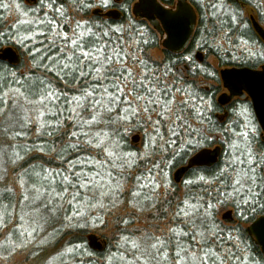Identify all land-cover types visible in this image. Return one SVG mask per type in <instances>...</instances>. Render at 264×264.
Returning <instances> with one entry per match:
<instances>
[{
    "label": "snow or ice",
    "instance_id": "6c2138e0",
    "mask_svg": "<svg viewBox=\"0 0 264 264\" xmlns=\"http://www.w3.org/2000/svg\"><path fill=\"white\" fill-rule=\"evenodd\" d=\"M34 2L35 7L22 9L15 0H0V10L11 11L14 5L24 17H18L8 31L0 30V159L16 164L50 157L18 176L21 202L28 209L19 220L27 217L30 223L4 234L0 252L8 256L27 247L38 230L49 226L58 231L56 224L72 229L104 223L99 213L110 212L125 195L133 214L137 209L141 215L152 209L159 212L158 204L171 203L165 169L186 157H191L192 169L216 142L213 129L204 127L210 123L207 113L216 108L200 95L196 79L201 74L214 77L210 65L197 64L191 52L176 61H157L142 47L148 41L134 23L114 27V22L101 17V23L76 20L70 25L62 0ZM194 2L208 13L211 24L197 47L230 48L264 58V51H253L254 45L244 38L247 25L241 11L224 0ZM73 4L103 9L108 15L117 7L127 12L129 0H73ZM3 22L0 17V28ZM9 44L28 52L33 66L26 72L9 56ZM125 129L144 133L140 150H120ZM33 135L37 140L51 139L37 144ZM239 135L243 146L229 144L230 158L211 180L193 170L197 180L184 181L186 191L173 216L176 227L166 235L145 231L137 238L135 233L122 236L123 264H255L243 254L247 247L240 248L237 223L226 228L217 220L218 208L229 204L245 223L257 212L264 214V153L251 147L249 132ZM37 152L42 155H31ZM142 163L151 167L134 174ZM129 181H135L134 188ZM9 193L14 195L5 188L0 198ZM11 207V203L4 206L0 227L14 219ZM133 222L123 220L125 225ZM80 248L75 245L66 251ZM6 259L0 255V260Z\"/></svg>",
    "mask_w": 264,
    "mask_h": 264
},
{
    "label": "trees",
    "instance_id": "16d2710c",
    "mask_svg": "<svg viewBox=\"0 0 264 264\" xmlns=\"http://www.w3.org/2000/svg\"><path fill=\"white\" fill-rule=\"evenodd\" d=\"M228 1L230 3L229 5L233 6L234 10H239L243 13V20L247 25V30L244 33V38L249 39L251 45H258V46H260L261 49L264 50V35L259 33L258 28L256 29V27L253 23V19L251 17V16L255 15L261 23H264V9H262L263 0L261 2H260V0H228ZM242 1H243V4H242ZM21 2H22V6H25V9L33 8L30 6V4H32L34 7L36 6L34 0H21ZM60 2H61V0H57V4H59ZM62 2H63L64 7L66 8V10L68 11L69 24L70 25H74L76 20H91V21H94L96 23H101L102 22L101 17H103V20L109 21V23L114 22L113 23L114 27L117 24H123L125 27H128V25L130 23H134L136 25V27L138 29H140L145 34V39L148 41V44L142 45V47L146 51H149V50L152 51L153 48H157L159 46L160 38H159L157 27L155 25H153L151 22H149L147 19L142 18L133 12L132 5L135 2V0H129L127 12L122 11V10H120L119 7H117L115 9H112L111 13H109L108 15L105 12V10H103V9H101V10L80 9L73 4V0H62ZM259 3H260V5H259ZM244 5H246V6H244ZM197 9L199 10V7ZM97 11H99V15L96 14ZM76 13L82 14L80 19H74V17H76ZM199 14H200V17H199L200 20H199V23L197 25V28H196V31L194 34V38L192 39L191 43L189 44L186 53L177 54L174 52H170L168 50L164 51L165 55H164L163 62L168 63L169 61H176L180 57L188 55L189 52H191L194 55V57L196 58L197 64H202L205 66H207V65L211 66L210 71L215 72L214 77L213 76H205L204 74H201L196 78L198 90L200 91V95L205 96L206 99L211 100L214 104V107L216 108L215 111H211V112L207 113V115L210 117V123L206 122L204 127L206 129H208V128L213 129L212 135L220 134V135H224L226 137H225L224 142H221L218 138H216V142L211 144L210 146H208V147L218 146L219 148H221V151H220L221 156H220L218 162L213 163L209 166H194L192 169H188L186 171V173L183 175L181 182H183L184 180L196 181L197 177L192 175L193 170L198 171L200 175H205L209 180H211L212 179L211 174H214L215 171L217 170L218 166H223L224 163L230 158L228 155V153L231 151V149L229 148V144L231 142H240L241 146H243V138L239 135L240 133L249 132V140L251 141V147L254 150H256L257 152H260V153L264 152V141L262 140L261 137H259L260 134L256 135L253 132H251L249 129L244 130L246 125H244L243 120L239 115L238 109L242 106H247V105L238 104L236 102V103H229L228 106L226 107L225 105L222 104L221 101H220L221 103L217 101V93L221 87L220 68L226 67V66H231V65H242L243 63H245L247 65H257L260 60H258V57H248L247 54L240 55L239 51L233 52V50H231L230 48L228 51H224V50H217L215 48H210V47H197L198 42L201 40V37L204 35L205 28L211 27V24L208 21H204V18L202 16V14L200 13V10H199ZM1 16L6 17V12H4V14H2L0 12V17ZM129 17H131V20H129ZM201 18H203V19H201ZM8 27L9 26L6 27V22H5V18H4V22L2 23V28H0V30L8 31ZM237 35H239V33H237ZM9 46H13V45H11V44L7 45V47H9ZM15 48H16V50L11 48L12 51H14V55H15V56H12L11 58L17 62L20 71H23L22 70L23 66L24 67L25 66L30 67L29 65H32L33 62L31 61V59L28 55V52L25 49H21V48H17V47H15ZM196 50H197V52L198 51L207 52L208 54H207L206 58L212 57V58H214L213 59L214 61L211 63L208 60L204 59L205 61H203L201 63L200 57L202 54L201 55L197 54ZM256 51L259 52L258 50H256ZM233 55H235L238 58L233 59L232 58ZM7 63H8L7 60H5V64H7ZM162 68H163V64H161V69ZM13 70H15V69H13ZM208 83H211V84H208ZM68 94L71 95V92H69ZM240 103H247L248 104V102H244V101H241ZM248 105H249V108L252 110V105L250 102ZM226 110L228 112L227 114L225 112ZM258 127H259V130L261 132L260 126H258ZM141 132L142 131H140L138 133H141ZM131 133H132V131H128L127 129H125L124 133H123L125 136V139L119 140V137L116 138L119 140L120 150H122L124 152H136V151L141 149L142 143L134 142L132 140V136H131V138L129 136V135H131ZM32 138H33V136H32ZM50 139L51 138H45L44 140L34 139L33 141H35L36 143L42 144V143H46L47 140H50ZM31 155L32 156H39L42 154L37 152V153H32ZM189 158L190 157H186L183 161L177 162V163H175L174 166H171L165 170H167L169 172L170 171L173 172V177H174L175 171L179 167L186 165L188 163ZM49 159L47 158L46 155L44 156L43 161H41L40 159H29L28 161H26L28 163H26L23 168H26V166H30L31 164H35L37 162L44 163L45 161H47ZM46 165L47 164L45 163V166ZM148 165H149V163L141 164L139 170H141V172H143L148 167ZM51 166H55V164L53 163ZM133 173L136 174L137 169L133 170ZM176 182L177 181L174 179L173 184H177ZM129 183H132V185H133L134 181H131V182L129 181ZM180 185L181 184L178 183L174 187H171V189H173V188L177 189L176 187H179ZM14 197H15V195H10V193H9L7 198H0V212L3 213L4 206L9 205V203H11V205L13 204ZM229 206H231V205L229 204ZM173 208H177L175 203H173V205H172V209ZM9 209H8V211H9ZM232 209L234 211L235 222L240 227V233H239L240 248H241V250H243V249H245V247H247V252H243V254L250 256L254 260L255 264H264V255L261 251V248L259 247V245H257V243L255 242L253 237L249 234L248 229H247V226L252 221H254L258 216H260L262 214L260 212H257L253 218L249 219L247 221V223H245L244 221L239 219L237 212L235 211V209L233 207H232ZM135 214H136V212L134 214L132 213L131 215L133 217H135ZM173 214H174V212L173 213L171 212L170 215H167V216L162 217V218H166L168 216H171V218H172ZM131 215H129L127 217V215H122V214L120 215V213H115L113 216V218L115 220L113 242H114V244L116 243L115 246L120 245V249L118 247L119 251L115 250V251H118V253L115 254L117 256L122 255V253L124 252V249L122 247V245H123L122 236L128 235L129 233H133V232L128 231V229L132 225H135V223L133 222V223H130L128 225H125L123 223V220L133 221V218ZM217 215H218V213H217ZM217 220L222 225H224L226 228L233 226V222H231V221L225 222L222 218L219 219L218 217H217ZM170 227H176V224L174 222H172ZM167 232H165V233H167ZM234 235H235V233H234ZM137 237L138 236L135 234V236L133 238H137ZM64 238H67L69 241L68 243L73 244L74 246L80 245L81 247L84 246V248L86 250L91 249L92 252L97 256V259L95 261L96 263H100V262H101V264L105 263L106 255H107V251H108V249L106 248L107 246L104 245L106 242L103 245H101L100 242L98 241V237L96 235H94V233L88 231L87 228H77L76 227L75 230H71V231L69 230L64 235ZM81 251H82V249L77 250V254H80ZM84 262H86V263L91 262L92 263L93 261L89 260V259H84ZM249 264H251V262H249Z\"/></svg>",
    "mask_w": 264,
    "mask_h": 264
},
{
    "label": "rangeland",
    "instance_id": "374dc122",
    "mask_svg": "<svg viewBox=\"0 0 264 264\" xmlns=\"http://www.w3.org/2000/svg\"><path fill=\"white\" fill-rule=\"evenodd\" d=\"M123 1V0H122ZM262 0H260L261 2ZM5 2H13V0H6ZM16 3H19L21 5L22 9H25V6H22L21 0H15ZM202 2L206 5L209 2H213V0H202ZM224 2L230 4L228 0H224ZM260 5V3H259ZM31 7H34L32 4H30ZM233 10V6L229 5ZM262 9H264V0L262 2ZM200 13L202 14L204 21L209 22L208 18V13L203 9L200 8ZM2 14H4L3 10H0ZM82 14L76 13V17L74 19H80ZM4 17V16H1ZM24 18L21 15V12L18 11L15 6L13 5V8L11 11L6 12V17L5 22H6V27L9 25H13L17 18ZM73 18V17H72ZM201 18V19H203ZM71 20V19H70ZM262 27V26H261ZM264 28V27H263ZM255 48L258 47V45H254ZM12 49L16 50L15 46H9ZM150 53L155 54V59L157 61L163 60L164 59V50H163V43L161 45V40L159 42V46L157 48H153L152 51H148ZM204 58L201 56L202 59H200L201 63L205 60H208L209 62H213L214 58L209 57L206 58L205 53H203ZM205 59V60H204ZM24 65V64H23ZM30 67L33 66L29 65ZM28 66H23V71H27ZM211 84V83H208ZM239 115L243 120L244 125L250 126L254 128V126L251 124L252 120V115L249 111V109L245 106H242L238 109ZM134 132L132 131L131 136L134 135ZM213 137L218 138L221 142L225 141L224 135L220 134H214ZM34 139L37 140L36 136L33 135V138L31 137V140L33 141ZM146 137L144 136V133L141 132V140L140 143H144ZM138 140V136H137ZM39 144V143H37ZM141 144V145H142ZM122 151V150H121ZM47 156V155H46ZM49 159L50 157L47 156ZM29 159H26L25 161L18 162L16 164L12 163H5L3 159H0V194H2L5 190V188L12 189L14 192V200L13 204L10 209L9 213H12L14 216V219L7 225L6 228L0 227V243L4 242V234L5 233H13L16 231L17 228H20L21 225H23L24 228L29 227V221H27V217H25V221H20L19 216L24 215L26 212H28V209L24 207L23 203L21 202L20 198V193L23 191V188L21 187L20 181L18 179V176L23 173L24 165L28 162ZM40 162L35 163V165H40ZM143 164V163H142ZM56 166V165H55ZM55 166H52L53 168ZM29 166H26L28 168ZM45 167H48L47 165ZM151 167V164L149 163L148 167L143 171L147 172V169ZM135 170V169H133ZM167 171V170H165ZM141 170H137L136 174H139ZM168 172V179L171 183V187H174L178 183L181 185L179 187H176L177 189H169L167 199L171 202L170 205L168 203H165L162 205V207L158 204L157 207L160 208V211L157 212L156 209H152L151 213L149 212H144L142 215L137 209L135 212V217H133L131 214L133 213V209L130 204H126L124 201L128 199L127 195L125 197L121 198V201L117 204L115 208H112L110 212H103L99 213L101 215L104 223L96 222V223H89L87 230L94 233L98 237V241L100 242L101 245H106L108 251L106 255V261L104 264H123V262L120 260V256H117L115 254L118 253V247L120 249V245L115 246L113 242V234H114V225H115V220L113 218L115 213H120V215H129L132 216L133 221L135 225H132L128 231L135 233L138 237L145 231H152L156 232L157 234H164L165 232L168 231V228H170V225L173 221V216H168L172 212H176L177 208L172 209L173 203L177 204L181 199L184 197V193L186 191L184 181L181 182L182 180H178L176 183L173 184L174 182V177H173V172ZM186 172H184L185 174ZM180 176V179L183 177V175ZM157 179H159V174L157 173ZM131 182V181H130ZM135 181L132 185V183H128L129 187L134 188ZM10 195H13L10 193ZM160 199L163 200L164 197V192L163 189L161 190V195ZM232 209L231 206H226L223 208H218V215L217 217L219 219L222 218V215L227 211ZM233 210V209H232ZM2 214V212H0ZM95 215V214H94ZM233 217H234V212H233ZM32 227H35L33 224ZM55 228L58 229V231H54L52 227H47L46 231H41L38 230L36 234H34V239L31 243L27 245V247L19 248L11 256H8L7 253L0 252V255L7 256L6 260H0V264H101L96 263L97 256L92 252L91 249H85L84 246L81 247L82 249L80 254H77V251L73 253H68L66 251L67 248L73 247V244L68 243V239L64 238V235L70 230H75L76 227H73L72 229H65L63 228L60 224H56ZM30 230V229H29ZM167 233H165L166 235ZM14 239V237H12ZM41 240H43V244H41ZM79 250V249H78ZM114 250V251H113ZM118 250V251H115ZM124 252L122 253V255ZM84 259H89L92 260L93 262H84ZM128 259H131L129 256Z\"/></svg>",
    "mask_w": 264,
    "mask_h": 264
},
{
    "label": "water",
    "instance_id": "95a60500",
    "mask_svg": "<svg viewBox=\"0 0 264 264\" xmlns=\"http://www.w3.org/2000/svg\"><path fill=\"white\" fill-rule=\"evenodd\" d=\"M133 12L154 22L159 20L168 34L165 44L172 49H178L179 46L187 43L193 26L197 21L195 8L189 4L188 0H178L176 9L166 8L159 0H139L135 3ZM255 25L257 24L255 23ZM9 53H11L10 50ZM221 74L229 87H233L235 90L244 88L249 92L253 101L254 111L264 131V69L258 71L248 67L224 68L221 70ZM133 140L136 141V137H133ZM217 160L218 149L207 148L206 155L200 161L201 163L197 165L210 164ZM188 169V163L179 168L175 173L176 179L180 180V176ZM222 218L225 222L234 221L233 211L227 210L222 215ZM248 231L264 254V214L259 216L248 227Z\"/></svg>",
    "mask_w": 264,
    "mask_h": 264
},
{
    "label": "flooded vegetation",
    "instance_id": "af4514ba",
    "mask_svg": "<svg viewBox=\"0 0 264 264\" xmlns=\"http://www.w3.org/2000/svg\"><path fill=\"white\" fill-rule=\"evenodd\" d=\"M136 1H138V0H135V2ZM121 2H122V0H121ZM135 2L133 3V5L135 4ZM160 2L165 6V7H167V8H172V9H175V8H177V5H178V0H160ZM189 2H191L192 3V5L195 7V9L197 10V13H198V16L200 17V14H199V10L197 9L198 7H197V4L194 2V0H189ZM241 2V1H240ZM242 4H243V1H242ZM133 5H132V7H133ZM244 6H246V5H244ZM253 14V13H252ZM254 15V14H253ZM138 16H140V15H138ZM140 17H142V16H140ZM252 17V19H253V23H254V25H255V23L257 24V23H259V24H261V26L262 27H258L257 25H255V27H256V29L258 28L259 30H261V31H259V33H261L262 35H264V23H261L260 21H259V19L254 15V16H251ZM142 18H145V17H142ZM147 18V17H146ZM199 18H198V22H199ZM198 22H197V24H198ZM154 24L158 27V30H160L161 32H159V38H160V40H161V42L163 43V46H164V40L168 37V34L163 30V26H162V24H160V21L159 20H156L155 22H154ZM197 24L195 25V27H194V29L192 30V34H193V36L191 35V37H190V39L192 40L193 38H194V34H195V28H196V26H197ZM161 26V27H160ZM194 32V33H193ZM191 40H189V42L187 43V45L185 46V48H182V49H179V50H172L171 48H165V47H163V50L164 51H170V52H174V53H177V54H183V53H186V51H187V49H188V46H189V43L191 42ZM256 50H258L259 52H262V51H264L263 49H261L260 48V46H258V47H253V51H256ZM196 52H197V50H196ZM204 53H205V56H207V52H205L204 51ZM239 54L240 55H244V54H247V53H241L240 51H239ZM10 56V55H9ZM10 57H12V56H10ZM258 60H260L259 62H258V64L257 65H247V64H245V63H243L242 65H237L236 67H249V68H252V69H255V70H258V71H260V70H263L264 69V58H262V57H258ZM220 97H222V104L223 105H225L226 107L228 106V104L229 103H238V104H244V105H247V106H245V107H247L248 109H249V111H250V113H251V115H252V120H251V124L254 126V129H255V132H254V134H260V136L259 137H261L262 138V140L264 141V134H263V130H262V128H261V126H260V124H259V122H258V118H257V116H256V113H255V111H254V108H253V101H252V98H251V96H250V94H249V92H247V90L246 89H241V90H235L233 87H229L223 80H222V78H221V87H220V90L218 91V93H217V101L218 102H220ZM241 101H244V102H248V104H249V102L251 103V105H252V110L249 108V105L247 104V103H240ZM220 102V103H221ZM224 106V107H225ZM226 112V114L228 113L227 112V110L225 111ZM224 114V113H223ZM258 126H260V128H261V132H260V130H259V127ZM246 129H249V130H251V129H253L252 127H248V126H246L245 127V129L244 130H246ZM258 146V145H257ZM259 147V146H258ZM207 148H211V147H207ZM219 150L221 151V148H219ZM264 153V152H263ZM221 154V153H220ZM210 165V164H209Z\"/></svg>",
    "mask_w": 264,
    "mask_h": 264
},
{
    "label": "bare ground",
    "instance_id": "6f19581e",
    "mask_svg": "<svg viewBox=\"0 0 264 264\" xmlns=\"http://www.w3.org/2000/svg\"><path fill=\"white\" fill-rule=\"evenodd\" d=\"M189 4H190L193 8H195V7L192 5L191 2H189ZM259 25H260V24H259ZM260 26H261V25H260ZM186 45H187V43L183 44L182 46H179V49L185 48Z\"/></svg>",
    "mask_w": 264,
    "mask_h": 264
}]
</instances>
